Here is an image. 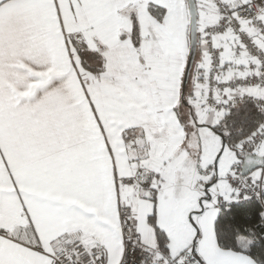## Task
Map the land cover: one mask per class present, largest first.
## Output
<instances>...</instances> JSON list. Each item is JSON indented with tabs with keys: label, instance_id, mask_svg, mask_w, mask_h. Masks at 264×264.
Segmentation results:
<instances>
[{
	"label": "snow or ice",
	"instance_id": "1",
	"mask_svg": "<svg viewBox=\"0 0 264 264\" xmlns=\"http://www.w3.org/2000/svg\"><path fill=\"white\" fill-rule=\"evenodd\" d=\"M0 264H264V0H0Z\"/></svg>",
	"mask_w": 264,
	"mask_h": 264
}]
</instances>
